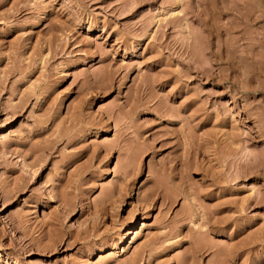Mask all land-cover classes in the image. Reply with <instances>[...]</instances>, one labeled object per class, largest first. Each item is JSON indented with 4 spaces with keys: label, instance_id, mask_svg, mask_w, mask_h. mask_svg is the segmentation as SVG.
I'll return each instance as SVG.
<instances>
[{
    "label": "rangeland",
    "instance_id": "rangeland-1",
    "mask_svg": "<svg viewBox=\"0 0 264 264\" xmlns=\"http://www.w3.org/2000/svg\"><path fill=\"white\" fill-rule=\"evenodd\" d=\"M0 264H264V0H0Z\"/></svg>",
    "mask_w": 264,
    "mask_h": 264
}]
</instances>
